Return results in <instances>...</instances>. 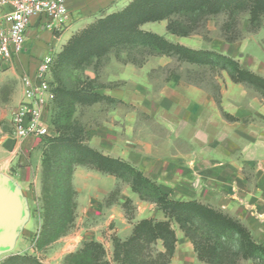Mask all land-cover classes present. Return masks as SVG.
<instances>
[{"label": "crops", "instance_id": "obj_1", "mask_svg": "<svg viewBox=\"0 0 264 264\" xmlns=\"http://www.w3.org/2000/svg\"><path fill=\"white\" fill-rule=\"evenodd\" d=\"M132 1L68 0L64 28L52 31L44 19H31L24 52L13 61L32 76L43 57L63 47L77 31ZM159 31L153 30L170 42L204 49L189 37L166 36V28ZM164 58L154 57L155 62ZM121 67L117 88L102 93L117 100L118 106L85 128V143L139 170L171 200L197 201L236 219L264 247V99L241 95V85L232 83L216 100L206 88L175 75L149 78L158 67ZM48 110L43 113L45 121ZM39 139L17 141L13 135L0 139V177L10 182L26 210L14 244L34 219L32 185L42 163ZM71 185L75 219L82 225L73 239L100 243L108 234L126 239L141 220H165L154 203L141 200L127 182L112 175L76 166ZM126 202L133 207L131 219L124 211ZM174 230L176 243L168 264H203L190 240L176 226Z\"/></svg>", "mask_w": 264, "mask_h": 264}, {"label": "trees", "instance_id": "obj_2", "mask_svg": "<svg viewBox=\"0 0 264 264\" xmlns=\"http://www.w3.org/2000/svg\"><path fill=\"white\" fill-rule=\"evenodd\" d=\"M241 15L247 16L248 32H257L264 17V0H133L122 11L90 25L69 40L57 61L56 82L51 90L54 108L51 125L57 136L48 142L47 150H42L41 163L44 173L56 168L51 197L58 218L55 225L62 226L63 211L71 217L75 209L72 173L76 166H85L127 182L141 200L154 203L165 216L163 221L137 222L128 239L116 243L115 257L121 264H168L176 243L175 226L190 240L197 259L203 264H242L248 260L264 264V247L254 242L239 221L197 201L171 200L139 170L90 148L82 131L70 123L76 104L94 103L98 98L88 88L74 85L70 81L72 72L88 64L90 59L106 55L110 48L143 50L148 56L217 66L227 72L233 83L248 85L264 98V78L241 68L233 58L174 44L140 29L146 23L165 20L169 34L188 37L196 34L208 20L223 17L220 27L223 39L234 43L240 39L237 25ZM156 242H161L164 251L152 255L150 245ZM95 249L101 247L89 242L80 254L94 259Z\"/></svg>", "mask_w": 264, "mask_h": 264}, {"label": "rangeland", "instance_id": "obj_3", "mask_svg": "<svg viewBox=\"0 0 264 264\" xmlns=\"http://www.w3.org/2000/svg\"><path fill=\"white\" fill-rule=\"evenodd\" d=\"M109 15L95 19L94 22L80 29L75 34L78 35L90 25L103 20ZM223 21V17L208 20L204 27L197 30L196 34L188 36L192 44L204 48L201 50L215 51L227 55L236 60L241 68L264 78V17L258 31L250 33L248 32L247 16L241 15L238 18L237 25V29L240 31V39L234 43L224 41L220 30ZM146 24H153V26L147 30L143 28ZM146 24L142 25L140 29L156 34L153 30L160 32L159 28H166L167 21ZM62 28L58 31H61ZM165 35H169L167 30ZM162 37L165 38V36ZM67 43L53 53L54 60L49 75L50 90L53 89L52 85H55L56 82L57 61ZM154 57L156 56H148V52L143 50L127 51L119 48H110L106 55L92 58L88 64H84L80 69L74 70L70 81L76 86L79 85L80 88H88V92L92 91L98 98H96L94 103L76 104L71 114L70 123L79 128L85 137V128L89 124H96L103 119L105 112L118 106L117 100H110L109 98L111 97L102 93L106 90L117 88L115 79L119 76L122 65L132 64L135 66L149 65L158 67V70H151L147 76L149 78H166L170 77V75H175L184 82L206 88L216 100L220 98L222 90L227 89L233 83L227 72L217 66H200L165 56L164 59L155 62ZM24 75H28V72L20 69L19 62L5 63L0 61V139L4 135H12L11 119L22 99L21 79ZM240 85L239 94L245 96L246 94H252L254 97L262 98L252 87L244 84ZM53 109L51 98L46 118L50 135L38 140L37 146L40 150H47L48 142L57 136L54 127L51 125ZM55 171L56 168H52L50 172L44 173L41 165L37 180L35 179L36 183L32 185L34 219L31 223L28 222L25 225L13 248L0 254V264H121L115 257V245L118 242H124L128 237L121 239L115 234H108L100 243L73 239L82 226L75 219V209L71 217L70 213L68 214L67 212L66 214V211H63L61 215L62 226L55 225L58 218L54 214L53 203L51 202V197L54 195L52 189L56 183L54 182L56 179L53 176ZM124 211L127 218L131 219L133 207L130 202L125 205ZM64 218L67 219L65 220ZM89 242H94L101 247V249L94 250V259L84 258L80 254L84 245ZM150 249L153 250L152 255L164 251L161 242L150 245Z\"/></svg>", "mask_w": 264, "mask_h": 264}, {"label": "built area", "instance_id": "obj_4", "mask_svg": "<svg viewBox=\"0 0 264 264\" xmlns=\"http://www.w3.org/2000/svg\"><path fill=\"white\" fill-rule=\"evenodd\" d=\"M67 1L0 0V61L10 63L24 52L31 19L42 18L47 29L60 30L67 19ZM53 60L54 54H47L32 76L21 79L22 99L11 119L12 135L17 141L50 135L43 113L52 98L49 75Z\"/></svg>", "mask_w": 264, "mask_h": 264}, {"label": "water", "instance_id": "obj_5", "mask_svg": "<svg viewBox=\"0 0 264 264\" xmlns=\"http://www.w3.org/2000/svg\"><path fill=\"white\" fill-rule=\"evenodd\" d=\"M24 214L26 210L23 209L20 195L7 179L0 177V254L13 248Z\"/></svg>", "mask_w": 264, "mask_h": 264}]
</instances>
